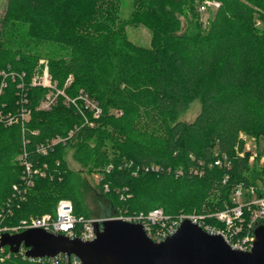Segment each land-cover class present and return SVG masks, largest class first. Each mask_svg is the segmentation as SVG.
I'll return each instance as SVG.
<instances>
[{
    "label": "trees",
    "instance_id": "trees-1",
    "mask_svg": "<svg viewBox=\"0 0 264 264\" xmlns=\"http://www.w3.org/2000/svg\"><path fill=\"white\" fill-rule=\"evenodd\" d=\"M76 1L91 10L79 15L63 0L7 2L4 19L27 26L25 37L36 35L0 46L2 110L19 116L23 107L30 114L12 124L0 121V229L55 214L64 198L78 217L89 218L67 148L100 176L99 216L156 208L171 217L204 214L231 204L237 184L264 186V166L250 164L245 146L246 136L264 135V0H212L218 6L207 7L212 15L205 28L192 22L183 28L179 19L196 0H134L126 19L122 0ZM140 23L153 29L151 46L128 36L127 26ZM47 41L63 43L64 53L42 51ZM44 56L65 95H88L99 105L97 116L84 115L61 94L50 109L40 108L50 88L32 79ZM194 99L201 101L200 113L179 120ZM24 153L37 169L32 185L23 179ZM219 156L229 168L215 165ZM0 264L55 263L6 246Z\"/></svg>",
    "mask_w": 264,
    "mask_h": 264
},
{
    "label": "built area",
    "instance_id": "built-area-1",
    "mask_svg": "<svg viewBox=\"0 0 264 264\" xmlns=\"http://www.w3.org/2000/svg\"><path fill=\"white\" fill-rule=\"evenodd\" d=\"M209 6L216 7L218 6V3L212 0H206L202 3L201 8L206 10ZM43 68L45 73H49L48 63H45ZM1 73L4 74L3 71ZM38 73L40 72H36L34 74L32 83L50 88V91L45 94V97H43L40 104L41 109H50L56 103L59 94H61L65 96L66 103L68 105L75 104L78 111L86 115L85 109L93 104V100L88 95L80 94L77 97L71 98L65 95L64 90H55L54 85H51L47 81L43 82L40 80L41 77ZM70 81L71 77L67 79L65 84H68ZM5 86L6 81L3 78L0 82V100ZM19 86H23V82H21ZM79 100H82L84 104L78 103ZM2 106L4 105H2L0 101V121L8 124L19 122V119L27 120L30 116L29 111L23 107H21L18 111L19 116H16L11 113L3 112ZM99 113H97V115ZM60 140H65V138L61 137L53 139L52 142H49V144ZM245 146L246 149L250 151V164L258 161L261 165H264V155L250 149L248 145ZM40 149L43 154H46L45 146H41ZM244 153L245 152L243 151L240 155L244 156ZM20 159L24 164L25 171L23 179L25 180V184L32 185V176L35 172H37V169L33 168L32 163L29 162L25 153L20 155ZM215 165L226 166L228 168L230 167V163L226 159V156L217 157L215 159ZM41 174L44 175L43 172H41ZM228 178L229 176L227 175L224 180H227ZM14 187L20 192L18 185H15ZM55 210V214H44L37 217L23 218L17 224L1 228L0 234L1 232L14 233L24 231V229L27 228L42 227L50 232L53 231L56 233H63L65 235H69L70 237H81L85 240H93L96 237L95 221L102 223L101 221L103 218L92 219L83 216L78 217L75 214L73 202L69 198L60 199ZM114 218H122L126 221L134 223L141 222L144 225L146 233L157 242L163 241L166 237L174 234V232L177 231V228L185 220L189 219L199 224L204 230L212 234H222L226 242L230 244L233 249L237 248L242 251H248L254 244L253 242L255 240L256 228L261 225L264 226V186L257 187L255 185H243L242 183L235 185L231 194V204H228L226 207L218 209L214 212L204 214L196 211L190 213L181 212L177 214L176 217H171L164 212L163 208H156L148 211V213L141 212L135 215L120 214L114 216ZM209 218H213L215 222L213 223L208 221ZM1 249L2 247H0V250ZM20 250H22V253L26 256L25 247H22ZM31 259L49 260L55 264L60 262L62 264H80V261L76 256H69L68 254L66 255L63 253L53 257H39Z\"/></svg>",
    "mask_w": 264,
    "mask_h": 264
},
{
    "label": "water",
    "instance_id": "water-1",
    "mask_svg": "<svg viewBox=\"0 0 264 264\" xmlns=\"http://www.w3.org/2000/svg\"><path fill=\"white\" fill-rule=\"evenodd\" d=\"M95 221L96 237L85 240L42 227L1 232L0 247L16 253L25 247L31 258L60 253L76 256L80 264H264V226L256 228L251 249L232 248L222 234H212L185 220L174 234L157 242L141 222L102 215Z\"/></svg>",
    "mask_w": 264,
    "mask_h": 264
},
{
    "label": "rangeland",
    "instance_id": "rangeland-1",
    "mask_svg": "<svg viewBox=\"0 0 264 264\" xmlns=\"http://www.w3.org/2000/svg\"><path fill=\"white\" fill-rule=\"evenodd\" d=\"M8 0H0V46H13L15 42L16 36H18V40L26 39L27 41L30 38H34L36 35L35 31H32V34L29 35V37H25L21 33V29L23 31H26L27 26H21L19 28L15 23L6 21L4 19V15L7 9ZM64 5H66L67 8L72 6L75 9V12L79 15L85 14L88 10H91L87 5L84 3L81 4L80 2L76 0H63L62 2ZM202 1L196 0L195 6L188 10L187 13H181L179 14L180 22L182 23L183 28H186L191 22L192 24H200L203 28L208 26L209 18L211 17L212 13L210 9L203 10L201 8ZM71 7V8H72ZM134 8V0H122L121 6L119 8V12L121 17L127 18L130 16V14L133 12ZM73 9V10H74ZM20 29V30H19ZM127 32L129 38L139 45L144 46H151L153 43V29L148 25L144 23L140 24H134L127 26ZM12 43V44H11ZM42 44V47L40 48L45 53L50 51L52 52L51 55H57V53H64L63 43L61 42H53V41H47ZM34 45V44H33ZM40 67L43 68V65L45 66V63H48V66L50 68V61L49 57L44 56L40 60ZM42 63V64H41ZM39 74L41 77L40 80L43 82L47 81L51 85H54L55 90H64L63 88H60L57 82L53 79L51 72L45 73V70H43ZM67 85V84H66ZM82 104H84L82 102ZM93 106V107H91ZM202 106L200 99H194L189 102L188 108L186 111L182 112L179 116V120L181 121H193L195 117L200 113ZM99 105L93 101V104H91L85 111L92 112L95 116H97V113H99ZM101 112V110H100ZM246 136V135H245ZM246 145L249 146L250 149L255 150L256 152H259L260 154L264 155V135H261L258 139H255L254 137L246 136ZM65 157L68 163L69 168L74 172L75 174V181L78 183L80 188V194L82 195V200L85 208L88 212L89 218H103L99 216L100 214V208L98 206L97 196L99 192L98 188V182H99V174L96 172H89L87 168H84L80 165V163L74 159V153L71 148H67L65 151ZM260 167H263L264 165H261L260 162L257 164ZM114 217V216H112ZM26 250V249H25Z\"/></svg>",
    "mask_w": 264,
    "mask_h": 264
}]
</instances>
